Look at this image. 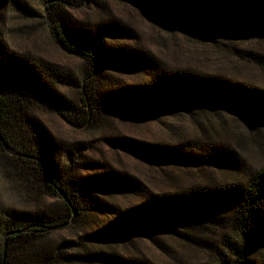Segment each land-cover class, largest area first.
Listing matches in <instances>:
<instances>
[{
	"label": "trees",
	"instance_id": "16d2710c",
	"mask_svg": "<svg viewBox=\"0 0 264 264\" xmlns=\"http://www.w3.org/2000/svg\"><path fill=\"white\" fill-rule=\"evenodd\" d=\"M43 1L54 38L84 63L83 82L80 96L72 98L63 88L76 81L58 65L10 53L0 41V132L10 149L0 139L1 162L22 189L33 186L34 175L43 185L40 193L46 190L48 198L58 201L32 211L8 206L0 196V264H149L128 248L135 246V234L151 230L174 233L203 252L209 262L202 264H264V168L247 180L237 176L232 184L208 182L158 196L143 193L144 201L123 209L103 194L135 193L140 188L136 181L116 172L80 177L74 151L61 168L54 158L58 142L33 111L46 108L70 125L86 128L109 113L148 116L168 108L217 104L247 121L264 122V88L226 75L166 69L129 43L136 37L129 27L104 15L94 22L76 16L85 8L105 11L107 0ZM111 1L133 6L171 31L233 41L264 34V0ZM11 4L26 17L36 14L19 0ZM9 5L0 0V13ZM232 54L264 66L260 53L234 46ZM123 70H141L148 78L116 82L113 73ZM112 142L148 162L242 169L236 152L219 141Z\"/></svg>",
	"mask_w": 264,
	"mask_h": 264
},
{
	"label": "rangeland",
	"instance_id": "374dc122",
	"mask_svg": "<svg viewBox=\"0 0 264 264\" xmlns=\"http://www.w3.org/2000/svg\"><path fill=\"white\" fill-rule=\"evenodd\" d=\"M9 1V7L0 13V41L8 46L10 53L58 65L72 81H76L75 85L64 87L63 92L72 98H78L81 88L78 85L81 86L83 82L84 63L65 51L54 38L44 1L19 0L36 12L30 17L18 11ZM107 1L105 11L85 8L76 16L81 20L94 22L104 15L106 20L112 19L129 27L136 35L130 38L129 43L146 50L166 69L186 68L226 75L264 88V66L232 54V47L235 46L239 50L257 52L264 56V34L233 41L171 31L150 22L133 6ZM113 74L116 82L122 80L127 84L142 82L148 78L141 70H123ZM33 111L58 142L54 158L59 161L61 168L67 166L69 152L74 151L80 177H97L116 172L125 175L132 182L136 181L135 185L140 188H136L135 193L103 194L123 209L144 201L143 193L158 196L208 182L232 184L236 183V179L247 180L250 174L264 168V122L247 121L217 104L168 108L148 116L109 113L86 128H76L46 108H35ZM121 139L152 145H172L195 139L219 141L236 152L242 169L237 171L221 167L148 162L121 147L119 143L112 142ZM5 170L0 159V196L6 205L36 211L47 204L58 203L56 199L48 198L46 190L40 193L39 186L42 184L33 178L34 175L33 186L29 185L30 188L24 190L16 180L7 176ZM32 172L30 170L31 175ZM157 232L154 234L151 230L146 234H135V246H130L128 250L149 264L209 262L203 252L186 245L174 233ZM69 233L73 234L71 231ZM151 236L158 242L151 239Z\"/></svg>",
	"mask_w": 264,
	"mask_h": 264
},
{
	"label": "water",
	"instance_id": "95a60500",
	"mask_svg": "<svg viewBox=\"0 0 264 264\" xmlns=\"http://www.w3.org/2000/svg\"><path fill=\"white\" fill-rule=\"evenodd\" d=\"M0 139H1L2 142L5 144L6 148L10 151L8 145L5 143V141H4V139H3L2 135H1V132H0Z\"/></svg>",
	"mask_w": 264,
	"mask_h": 264
}]
</instances>
